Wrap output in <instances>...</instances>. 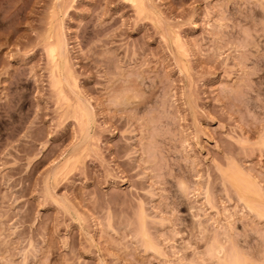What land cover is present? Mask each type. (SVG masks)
<instances>
[{"label": "rangeland", "instance_id": "1", "mask_svg": "<svg viewBox=\"0 0 264 264\" xmlns=\"http://www.w3.org/2000/svg\"><path fill=\"white\" fill-rule=\"evenodd\" d=\"M141 2L0 0V264H264V0Z\"/></svg>", "mask_w": 264, "mask_h": 264}, {"label": "bare ground", "instance_id": "2", "mask_svg": "<svg viewBox=\"0 0 264 264\" xmlns=\"http://www.w3.org/2000/svg\"><path fill=\"white\" fill-rule=\"evenodd\" d=\"M132 1V3H134V4H137V3H142L141 1L142 0H129V2H131ZM140 1V2H139ZM142 5H143V3H142ZM140 6V5H139ZM139 6H138V8H139ZM142 7V6H141ZM140 7V8H141ZM63 40L62 39H60V37H58L57 39H56V42L53 44V45H51V56H52V58H53V62L55 63H53L54 65H55V72L56 71H58L57 72V74L59 73V76L55 73V77H54V79L56 80L55 82H57V84H59V85H57L58 87L61 85V84H63V81H64V73L66 72V68H67V57H66V55H65V52H66V50H65V43L64 42H62ZM50 53V52H49ZM67 73H68V70H67ZM54 74V73H53ZM68 75V74H67ZM69 75H70V72H69ZM62 76H63V78H62ZM58 78V79H57ZM71 78V77H70ZM58 80V81H57ZM57 88V87H56ZM83 115L85 116V115H88L87 117L90 119V113L88 112V111H83ZM82 115V114H81ZM90 116V117H89ZM83 118V117H82ZM88 119V120H89ZM238 177V176H234V177H228V179H230L235 185H236V187H237V190H238V192L240 193V195H241V199L243 200V201H246V203L251 207V208H253L254 209V205L257 203V204H259L258 202H256L255 203V196H257L258 194H257V192L255 191V190H253V189H251L250 188V186L248 187L247 186V188H245V187H241V185L239 184V183H241V180L243 181V178L241 179V177H240V179L239 180H237L236 178ZM239 178V177H238ZM229 180V181H230ZM240 181V182H239ZM259 196V195H258ZM259 198V197H258ZM255 203V204H254ZM261 206V205H260ZM256 207V206H255ZM257 208H259V206H257Z\"/></svg>", "mask_w": 264, "mask_h": 264}]
</instances>
